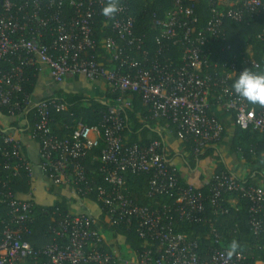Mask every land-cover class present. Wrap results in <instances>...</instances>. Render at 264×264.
<instances>
[{
	"label": "built area",
	"instance_id": "built-area-1",
	"mask_svg": "<svg viewBox=\"0 0 264 264\" xmlns=\"http://www.w3.org/2000/svg\"><path fill=\"white\" fill-rule=\"evenodd\" d=\"M129 1L117 4L112 16L102 15L107 0H1L0 2V108L20 118L35 107L38 121L31 138L40 145V162L34 165L21 156L15 134L0 136L11 150L2 152L0 206L8 208L1 220L0 264H114L104 251L106 241L98 221L85 212L51 215L50 244L35 250L26 239L35 222L33 180L38 168L59 188L70 189L80 201L95 193L106 223L134 225L146 247L136 253L132 264H264L249 262L241 252L229 255L216 223L228 212L229 197H243L249 204L250 226L255 235L264 230V188L244 185L228 172L214 173L208 193L203 188L180 187L179 173L162 152L158 141L146 146L122 143L125 124L122 113L131 106L125 98L138 94L151 119H163L176 127L181 141L193 142L198 153L220 141L224 126L212 113L219 107L234 116L241 130H253L264 141V106L251 105L233 94L229 80L236 63H211L213 45L225 37L226 20L246 23V14L264 15L262 0H234L211 9L205 27L187 0H175L163 19H153L155 53L135 33V19ZM99 23L111 32L105 36ZM264 42V27L257 35ZM260 68L253 58L244 57L242 67ZM42 68L56 83L81 76L89 82L103 81L119 98L98 126L77 120L72 132L54 135L51 110H66L54 100L33 103L23 92L27 71ZM215 106H213L214 103ZM95 135V137H94ZM101 174L110 185L96 184L87 175L83 160L98 147ZM21 173L29 179L24 197L10 188ZM127 173L150 175L146 197L152 205H134L126 191ZM182 223L204 225V237L181 231ZM209 242L203 247V239Z\"/></svg>",
	"mask_w": 264,
	"mask_h": 264
},
{
	"label": "trees",
	"instance_id": "trees-1",
	"mask_svg": "<svg viewBox=\"0 0 264 264\" xmlns=\"http://www.w3.org/2000/svg\"><path fill=\"white\" fill-rule=\"evenodd\" d=\"M123 0H116L117 4H120ZM234 1V0H229ZM264 2V0H262ZM1 2V0H0ZM175 0H130L129 10L130 14L135 19V33L142 38L144 46L148 47L152 53H155V37L156 33L152 30L151 23L153 19H163L166 14L174 7ZM186 4L192 6L194 14L197 18V28L205 27L207 22L211 19V9L218 4V0H187ZM226 35L224 38L219 39L213 45V57L211 63H236L237 71L233 77L229 80L228 84L231 86L234 78L244 68H250L253 71L264 72V42L257 39V35L264 27V15H250L246 14V23H238L230 20H226L224 23ZM98 30L102 28L105 36H112L111 32L101 23L98 25ZM254 51V60L260 64V68H254L251 65L242 67V62L246 56V52L249 48ZM38 73L33 70L27 71L28 81L24 84L23 92L19 94V97L23 98L24 94L32 95L34 87L37 82ZM86 80L81 76H76ZM87 81V80H86ZM119 93L107 91L105 101H96L86 97H82L76 94L58 93L54 96L40 100L50 101L54 100L59 104L65 106L66 110L57 112L52 109L50 113L49 126L54 135L59 138H63L72 132V127L77 120H82L89 126H98L104 115L108 112V109L114 104L116 99L119 98ZM131 98V107L127 108L122 113L124 120V130L122 131V143L125 147L132 145L146 146L153 142H160L162 144V152L164 144L162 138L158 135H152L151 137H145L146 124H150V127L157 124L160 126H169L173 132L176 133L175 125L167 120L163 119H151L146 107L142 103V99L138 94H128L125 98ZM214 103V101H212ZM215 106V103L213 104ZM259 107V105H257ZM0 112L5 117L11 115L4 108H0ZM140 116V117H139ZM233 116V115H232ZM17 118V117H14ZM140 118L147 119L145 123H142ZM20 120V121H19ZM38 121L36 108L31 107L26 109L23 115L18 119H15L11 124V130L8 132L0 126V136L10 135L15 132H20L25 135H33L35 132V124ZM21 122V126L19 125ZM233 134L231 136V151L239 152L243 156L244 160L248 163L252 162L254 156L262 158L261 155L264 152V141L258 140L261 137L258 132L253 130H241L235 125L233 116ZM225 137V131L222 133L220 141L212 145L222 144ZM187 150L191 152V155L195 158H201V154H194L195 144L193 142L187 143ZM106 147L105 141L100 140L98 147L93 148L88 156L83 160L82 164L85 166L88 178L93 180L98 185L110 187L105 181L104 176L101 174L102 164L100 163V157L103 149ZM10 145L6 144L3 139L0 138V165H2L4 158L2 156L3 151H10ZM21 156L27 160L28 157L25 153V149L22 147ZM223 170H218L216 173H221ZM224 172V171H223ZM42 176L47 180L46 175ZM126 180V191L134 205L141 207L150 206L152 202L146 197L149 190L150 175H135L127 173L124 175ZM179 185L182 188L187 187V184L180 176L178 179ZM244 185H252L251 181H247ZM53 191H50V195L56 199L49 204H41L35 200V222L33 224L32 234L27 236L26 239L30 242L35 250L43 248L45 245L50 244L53 241V234L50 233V225H52L51 215L54 217L64 216L70 212V208L74 204H78L81 201L76 195L68 196V193H58L61 189L51 184ZM10 188L18 195V197H24L30 191L29 179L24 173H21L17 178L12 180ZM203 191L208 193L209 185L203 188ZM89 201L95 203L101 211V215L94 217L98 221V225L101 229L108 232H115L117 236L125 240V244L131 246L136 253H140L145 247L146 243L140 239L137 235L134 225L121 224L119 226H110L104 219L102 213L101 204L97 201V195L93 193L88 197ZM249 202L239 196L238 205L236 208L227 205L228 212L221 214L218 217L216 223L217 229L222 236V247L229 249L230 244L235 240L238 244V249L235 253L241 252L248 256L249 262L261 261L264 263V230L255 235L250 226V214H249ZM8 208L0 206V231L3 229L1 220H6V214ZM181 231L186 230L188 233H196L200 237H204L207 229L204 225L198 224H181ZM206 249L209 242L202 240ZM105 251V250H104Z\"/></svg>",
	"mask_w": 264,
	"mask_h": 264
},
{
	"label": "crops",
	"instance_id": "crops-1",
	"mask_svg": "<svg viewBox=\"0 0 264 264\" xmlns=\"http://www.w3.org/2000/svg\"><path fill=\"white\" fill-rule=\"evenodd\" d=\"M254 54L253 49L250 47L246 52V57L252 59L254 58ZM109 90V86L103 81L89 82L84 79L71 76L66 77L61 83H56L49 75V71L46 68H42L38 75L31 99L35 104L42 99L54 96L61 92L76 94L103 102L105 101L106 93ZM126 99L131 102L130 97H127ZM212 113L220 119L224 126V141L219 145H208L198 153L194 152V154L202 155L200 159L193 157L191 152L187 150V143L189 142L179 140L176 133L169 129V126L167 125L163 127L155 124L150 127V124H146L145 127L147 130L145 132V137L149 138L154 134L162 138V142L164 144L163 153L165 154L168 162L172 166L176 167L179 176L187 184L197 188H204L209 184L216 171L223 170L224 172H228L233 175L242 183L251 181L252 185L264 188V152L261 155L262 158L254 156L252 162L250 163L244 160L241 153L232 152L231 136L234 129L233 116L219 107H214L212 109ZM15 119L17 118L11 116L9 118L5 117L2 112H0V126L8 132H13V130H11V124ZM140 119L142 123H145L147 120L145 118ZM19 125L21 126V122H19ZM12 134H15L21 146L25 149L28 159L34 165H38L40 162V145L38 141L32 139L31 136L20 132ZM258 140L261 141L263 139L258 137ZM51 184L53 183L46 180L42 176L41 171L36 168L33 180L35 200L43 205L52 203L56 198L49 194L51 193L50 191L55 193ZM61 192L68 193V196L73 195V192L70 191V189L61 188L58 193ZM228 200L230 207H237V197L232 196L229 197ZM70 211L85 212L94 217L101 215V211L98 206L89 200L81 201L80 203L78 202V204L72 205ZM101 231L106 241L104 250L108 255L113 257L114 264H132L137 260L136 252H134L131 246L125 244L126 242L123 238L117 236L115 232H108L103 229Z\"/></svg>",
	"mask_w": 264,
	"mask_h": 264
},
{
	"label": "clouds",
	"instance_id": "clouds-1",
	"mask_svg": "<svg viewBox=\"0 0 264 264\" xmlns=\"http://www.w3.org/2000/svg\"><path fill=\"white\" fill-rule=\"evenodd\" d=\"M116 0H107L101 12L104 16H112L117 12ZM231 90L237 97L251 105L264 106V72L244 68L231 83ZM238 244L233 240L230 244L229 255L235 253Z\"/></svg>",
	"mask_w": 264,
	"mask_h": 264
},
{
	"label": "rangeland",
	"instance_id": "rangeland-1",
	"mask_svg": "<svg viewBox=\"0 0 264 264\" xmlns=\"http://www.w3.org/2000/svg\"><path fill=\"white\" fill-rule=\"evenodd\" d=\"M220 1H221V5H222V4H224V5L227 4V1H225V0H220Z\"/></svg>",
	"mask_w": 264,
	"mask_h": 264
}]
</instances>
